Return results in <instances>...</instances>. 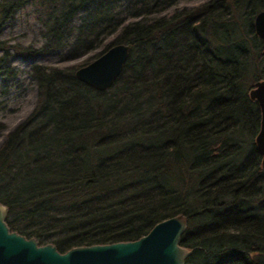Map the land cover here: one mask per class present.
<instances>
[{
  "label": "trees",
  "instance_id": "1",
  "mask_svg": "<svg viewBox=\"0 0 264 264\" xmlns=\"http://www.w3.org/2000/svg\"><path fill=\"white\" fill-rule=\"evenodd\" d=\"M119 1L0 0V33L26 4L42 26L37 48L0 39L1 95L16 77L12 56L55 53L71 36L72 51L93 52L87 62L131 46L104 91L77 81L76 67L31 66L35 106L0 145L8 230L62 254L135 241L183 215L184 264H253L264 253V164L248 92L264 81L252 28L264 0H210L168 17L158 15L172 0H131L126 24L112 14Z\"/></svg>",
  "mask_w": 264,
  "mask_h": 264
},
{
  "label": "water",
  "instance_id": "2",
  "mask_svg": "<svg viewBox=\"0 0 264 264\" xmlns=\"http://www.w3.org/2000/svg\"><path fill=\"white\" fill-rule=\"evenodd\" d=\"M252 28L264 42V11L254 16ZM130 49L128 44L111 46L76 68L73 77L93 90H107L119 76ZM248 98L259 111L254 147L264 164V81L253 83ZM6 214L7 208L0 204V264H184L191 253L180 246L187 223L183 215L156 223L135 241L74 247L60 254L52 245L41 246L33 238L10 232L5 224ZM249 259L253 264H264V253H252Z\"/></svg>",
  "mask_w": 264,
  "mask_h": 264
},
{
  "label": "rangeland",
  "instance_id": "3",
  "mask_svg": "<svg viewBox=\"0 0 264 264\" xmlns=\"http://www.w3.org/2000/svg\"><path fill=\"white\" fill-rule=\"evenodd\" d=\"M210 0H172V4L158 16H171L181 10H189L198 7ZM131 0H121L113 7L112 14L124 23L133 22ZM83 18L78 15L73 25H77ZM42 26L37 9L32 4H26L19 8L12 18L3 26L0 39L8 44H16L21 47L30 46L37 48L42 43ZM74 37L67 39L62 47L55 53L45 56H34L26 59L18 57L9 58V66L16 72L15 79L5 85L6 94H0V145L5 135L25 120L35 106L36 88L29 77L32 65H41L50 68H68L85 64L93 55V52L85 50L72 51ZM88 63V62H87Z\"/></svg>",
  "mask_w": 264,
  "mask_h": 264
}]
</instances>
